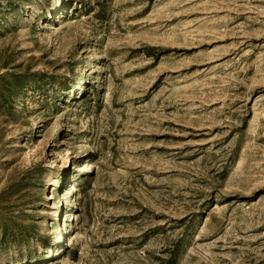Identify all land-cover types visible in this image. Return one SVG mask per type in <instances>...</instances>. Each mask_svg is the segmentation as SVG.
Instances as JSON below:
<instances>
[{"label": "rangeland", "instance_id": "obj_1", "mask_svg": "<svg viewBox=\"0 0 264 264\" xmlns=\"http://www.w3.org/2000/svg\"><path fill=\"white\" fill-rule=\"evenodd\" d=\"M60 1L0 0V264H264V0Z\"/></svg>", "mask_w": 264, "mask_h": 264}, {"label": "bare ground", "instance_id": "obj_2", "mask_svg": "<svg viewBox=\"0 0 264 264\" xmlns=\"http://www.w3.org/2000/svg\"><path fill=\"white\" fill-rule=\"evenodd\" d=\"M60 1V0H59ZM61 2V1H60ZM52 164L53 163H51V165H50V167H52ZM85 165V164H84ZM58 183V181L54 178V179H52V183L50 184V186H55L56 184ZM73 191H75V189H74V186L72 185L71 187H70V192H69V194L71 193V192H73ZM47 198H52V197H47ZM70 217H72V216H70ZM70 244H72V241H70Z\"/></svg>", "mask_w": 264, "mask_h": 264}]
</instances>
